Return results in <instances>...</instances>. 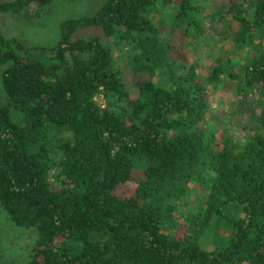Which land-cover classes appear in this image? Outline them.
Instances as JSON below:
<instances>
[{"label": "trees", "instance_id": "1", "mask_svg": "<svg viewBox=\"0 0 264 264\" xmlns=\"http://www.w3.org/2000/svg\"><path fill=\"white\" fill-rule=\"evenodd\" d=\"M62 36L0 33V209L35 241L0 264H264V0H107Z\"/></svg>", "mask_w": 264, "mask_h": 264}, {"label": "rangeland", "instance_id": "2", "mask_svg": "<svg viewBox=\"0 0 264 264\" xmlns=\"http://www.w3.org/2000/svg\"><path fill=\"white\" fill-rule=\"evenodd\" d=\"M0 1L8 2L14 0ZM106 1L53 0L46 7L38 9L34 5L19 15L2 13L0 15V33L6 37L18 39L25 47L33 50L42 47H55L63 37V23L71 19L95 14ZM89 37H102L106 42H113L112 38L107 39L104 37L101 27L95 25L81 26L72 34V40ZM199 47V54L204 55L207 46ZM189 52V55L194 54L192 51ZM115 54L118 55L120 63L127 68V56L122 55V49L117 50ZM210 64V57L203 60L205 67H208ZM7 65L0 63V106L7 102L3 84V72ZM126 70L125 77L130 87L131 97H136L138 91L135 86L130 84L133 76L128 69ZM218 113H226V111L219 109ZM234 130L236 135L243 137L244 133L239 128H235ZM135 173L138 174V171H135ZM136 185V181L124 183L117 189L116 193L122 197L128 196L134 193ZM34 242L32 234L16 226L7 214L0 209V262H26L29 259Z\"/></svg>", "mask_w": 264, "mask_h": 264}]
</instances>
